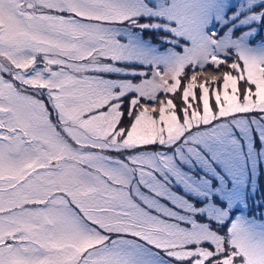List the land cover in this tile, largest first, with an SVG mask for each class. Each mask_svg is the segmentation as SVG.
<instances>
[{
    "label": "snow or ice",
    "instance_id": "obj_1",
    "mask_svg": "<svg viewBox=\"0 0 264 264\" xmlns=\"http://www.w3.org/2000/svg\"><path fill=\"white\" fill-rule=\"evenodd\" d=\"M0 264H264V0H0Z\"/></svg>",
    "mask_w": 264,
    "mask_h": 264
}]
</instances>
